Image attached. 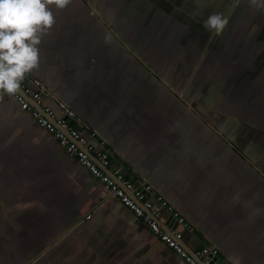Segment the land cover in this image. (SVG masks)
I'll list each match as a JSON object with an SVG mask.
<instances>
[{
    "label": "crops",
    "instance_id": "obj_1",
    "mask_svg": "<svg viewBox=\"0 0 264 264\" xmlns=\"http://www.w3.org/2000/svg\"><path fill=\"white\" fill-rule=\"evenodd\" d=\"M52 10L31 72L42 102L71 107L105 140L110 168L173 203L190 223L169 218L188 249L215 246L214 264H264V7L71 0ZM212 14L228 20L223 31L205 28ZM0 264L186 263L0 92Z\"/></svg>",
    "mask_w": 264,
    "mask_h": 264
},
{
    "label": "built area",
    "instance_id": "obj_2",
    "mask_svg": "<svg viewBox=\"0 0 264 264\" xmlns=\"http://www.w3.org/2000/svg\"><path fill=\"white\" fill-rule=\"evenodd\" d=\"M45 89L41 80L30 72L25 74L20 90L11 96L21 109L29 112L43 125L61 147L73 155L95 179L105 183L109 193L117 196L143 220L161 242L175 250L186 264H214L218 249L213 245H201L192 250L185 248L180 241V232L170 225L169 218L174 217L186 227L190 226L189 221L151 183L143 179H137L135 183V179L125 175L121 165L110 168L112 152L105 140L63 102H59L63 110L61 114L43 103ZM89 137L94 139L97 147L89 141ZM160 208H165L168 216L160 217ZM159 220L165 225L162 226Z\"/></svg>",
    "mask_w": 264,
    "mask_h": 264
},
{
    "label": "clouds",
    "instance_id": "obj_3",
    "mask_svg": "<svg viewBox=\"0 0 264 264\" xmlns=\"http://www.w3.org/2000/svg\"><path fill=\"white\" fill-rule=\"evenodd\" d=\"M71 0H0V92L16 94L25 74L39 68L42 37L55 23L53 6L64 9ZM264 7V0H250ZM228 20L212 14L206 29L219 33Z\"/></svg>",
    "mask_w": 264,
    "mask_h": 264
},
{
    "label": "water",
    "instance_id": "obj_4",
    "mask_svg": "<svg viewBox=\"0 0 264 264\" xmlns=\"http://www.w3.org/2000/svg\"><path fill=\"white\" fill-rule=\"evenodd\" d=\"M172 219H174V217H173ZM159 222H160V224H161L162 226L165 225V223L162 222L161 220H159ZM180 241L182 242L183 246H184L185 248H187V247L185 246L186 244L183 242L182 238H180ZM187 249H188V248H187ZM188 250H189V249H188Z\"/></svg>",
    "mask_w": 264,
    "mask_h": 264
},
{
    "label": "rangeland",
    "instance_id": "obj_5",
    "mask_svg": "<svg viewBox=\"0 0 264 264\" xmlns=\"http://www.w3.org/2000/svg\"><path fill=\"white\" fill-rule=\"evenodd\" d=\"M234 110V109H233ZM221 110H219V112H220Z\"/></svg>",
    "mask_w": 264,
    "mask_h": 264
}]
</instances>
